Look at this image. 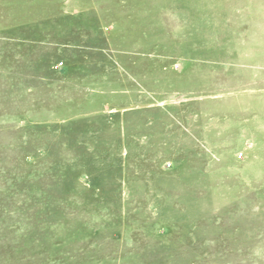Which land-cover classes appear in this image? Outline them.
I'll list each match as a JSON object with an SVG mask.
<instances>
[{
  "label": "rangeland",
  "instance_id": "374dc122",
  "mask_svg": "<svg viewBox=\"0 0 264 264\" xmlns=\"http://www.w3.org/2000/svg\"><path fill=\"white\" fill-rule=\"evenodd\" d=\"M0 264H264V0H0Z\"/></svg>",
  "mask_w": 264,
  "mask_h": 264
}]
</instances>
